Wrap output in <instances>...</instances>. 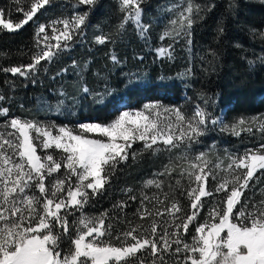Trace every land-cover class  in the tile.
Returning <instances> with one entry per match:
<instances>
[{
  "label": "snow or ice",
  "instance_id": "obj_1",
  "mask_svg": "<svg viewBox=\"0 0 264 264\" xmlns=\"http://www.w3.org/2000/svg\"><path fill=\"white\" fill-rule=\"evenodd\" d=\"M51 2L28 0L25 8L22 0H13L14 8H0V30L21 29ZM95 2L77 0L80 5H94ZM143 2L120 0V11L125 15L119 29L131 21L146 37L148 26L141 23ZM206 10L192 0H186L178 17L180 28L165 31L161 39L173 34L190 37L193 15L200 16ZM13 11L21 17L14 19ZM86 15L81 13L71 19L53 21L51 37L45 25H38L35 37L40 50L33 54L32 61L27 65L0 67V72L30 78L38 71L41 61H52L83 35ZM176 23V20L172 21L173 25ZM219 31L222 33L223 29ZM52 39L55 44L51 43ZM95 39L104 44L110 37L98 35ZM170 48L171 45L159 48L157 52L171 59ZM112 60L119 63L114 55ZM83 91L87 93L89 89L85 87ZM107 94V90L98 93L97 102L103 103ZM3 100L4 96L0 95V101ZM116 111L118 115L107 123L82 122L68 127L12 118L0 129V264H264V199L259 204L247 198L244 203L240 201L253 178L260 179L256 173L264 170V144L256 149H246L238 156H229L225 168H221L223 161L209 167L210 161L203 152L190 161L188 168L180 173L186 175L188 181L186 190L180 193L189 202L187 210L174 196L170 199V192H167L163 200L157 197L156 203L161 207L153 205V212L145 203H152V198L141 193L137 214L141 221L151 217L150 222L145 225L128 221V227L115 237L112 236V223L105 226V220L109 219L107 213L97 217L84 213V207L104 189L117 165L128 159V150L133 143L143 141L145 151H159V148H153L158 138L169 150L182 144L188 147L198 142L209 124H219L221 131L239 136L242 130L252 132V125L264 117L239 118L228 126L199 105L190 116H185L178 108L170 109L159 103H146L138 111L119 108ZM0 113L6 116L8 109L2 108ZM162 114H168V118L158 128L157 120ZM259 127L264 131V124ZM90 133L99 135L92 137L88 135ZM37 147L60 150V155L54 158L52 153L45 151L42 157L37 154ZM132 155L134 157L135 153ZM62 167L64 172L50 179L46 187L45 180L59 173ZM220 172L226 175L221 176ZM165 174H171L170 167L165 166L159 173ZM209 176L215 186L206 190ZM162 185V181L155 179L146 181V186L156 189H162ZM176 185L183 187L180 180ZM127 191L131 192V189ZM204 197L213 199L208 218L195 224V234L188 242L185 236L189 233V225L208 203L202 199ZM128 199L135 201L137 197L131 195ZM237 204L240 207L234 212ZM126 206L127 202L123 201L113 207L122 212ZM76 212L80 215L72 221L74 231L70 233L69 217ZM65 238L70 241L67 251L61 247Z\"/></svg>",
  "mask_w": 264,
  "mask_h": 264
},
{
  "label": "trees",
  "instance_id": "obj_2",
  "mask_svg": "<svg viewBox=\"0 0 264 264\" xmlns=\"http://www.w3.org/2000/svg\"><path fill=\"white\" fill-rule=\"evenodd\" d=\"M192 2L207 10L200 16L193 15L190 37L173 34L161 39L165 31L180 28L178 17L186 6V0H144L141 23L148 26L146 37L131 21L123 29L118 28L125 15L120 11V0H96L94 5H80L77 0H52L21 29L13 32L0 30V67L27 65L32 61L33 54L40 50L35 37L38 25H45L51 37L50 25L53 21L87 14L83 35L52 61H41L33 76L24 78L0 72V95L4 96L0 109H8L6 116L0 113V124L13 116L42 122L55 121L68 127H75L76 120L84 117L106 123L115 117L114 104L121 97H126L136 108H141L148 100L174 105L184 110L186 116L194 103L206 109L213 118L221 107L226 106L225 114L232 119L231 124L239 118L264 117V0ZM22 6L27 8L28 0H22ZM10 7H15L13 0H0V8ZM12 17L19 19L21 14L13 11ZM173 20L177 21L176 25L172 24ZM98 35L110 39L99 44L95 39ZM51 43L56 42L52 39ZM169 45L172 58L160 56L157 49L168 48ZM113 55L119 63L113 62ZM136 84L140 86H132ZM85 87L89 89L87 93L83 91ZM106 90L108 94L104 96L103 103H98L97 94ZM259 124H264V120L254 123L252 132L242 130L239 136L209 124L205 134L191 147L210 156L216 155L219 159L227 154L238 156L246 149H256L264 144V131L260 130ZM153 148H159V151H145L143 141L133 143L128 150V159L117 165L104 189L84 207V213L89 217L108 214L105 226L112 223L113 237L128 227V221L145 225L150 222L151 217L141 221L137 214V209L141 207V193L152 198V203H145L153 212V205L161 207L156 203L157 197L163 200L167 192H170V199L174 196L182 207L188 208L186 197L180 195L188 186L187 176L180 174L186 167L179 164L173 151L165 150L161 144ZM45 151L52 153L54 158L60 155V150L37 147L38 155L43 157ZM132 153H135L134 157ZM165 166L171 168V174L159 175ZM63 172L62 167L59 173L46 179V187L50 179ZM261 173L264 170L256 173L260 179L253 178L250 188L240 197L241 203L246 198L257 204L264 199V175ZM150 179L162 181V189L146 186V181ZM177 180L183 187L176 185ZM214 186L215 182L209 176L206 190ZM88 191L91 192L90 189ZM131 195L137 199L129 200ZM202 199L208 203L189 225V233L185 236L188 242L195 234V224L208 218V209L213 203L212 197ZM123 201L127 202V206L122 212L113 207ZM239 207L240 204H237L234 212ZM79 215L76 212L69 217L70 233L74 231L72 221ZM113 243L118 246L115 240ZM69 246V239L61 241L64 251Z\"/></svg>",
  "mask_w": 264,
  "mask_h": 264
},
{
  "label": "rangeland",
  "instance_id": "obj_3",
  "mask_svg": "<svg viewBox=\"0 0 264 264\" xmlns=\"http://www.w3.org/2000/svg\"><path fill=\"white\" fill-rule=\"evenodd\" d=\"M57 27H58V25H57ZM61 27H62V25H61ZM54 42H56L55 39H54ZM183 97H185V95H183ZM146 103H159V104H161V105H163V106H165L167 108H170V109L177 108V107H174V105L162 104L160 101H149L148 100V101H145L144 102V104H146ZM197 105L198 104H195L194 103L192 105V107H190L191 112H189V115L187 114V116L192 115V112H193L195 106H197ZM142 107L141 108L134 107L131 103H129L127 101L126 97L119 98L116 101V103L114 104L115 111L117 110V108H119L121 110L138 111V110H141ZM187 110H189V109H187ZM225 110H226V106L221 107L220 110L218 111L217 115H216V118H218L220 121H222L224 125L231 126L232 119L231 118H227V116L225 114ZM183 111L184 110H182L181 112L183 113ZM183 114H185V113H183ZM116 115H118L117 111H116ZM12 118H20L21 120H27V121H36V122H40L42 124H47V125H51V124L54 123L57 126H64V125H61L59 122H55V121H52V122H47V121L42 122L41 120H33L31 118L20 117V116H13V117H11L9 119H12ZM167 118H168V114H162L161 117L158 118V120H157L158 128H160L163 125L164 121ZM172 119L174 120V117H172ZM110 121H108V122H110ZM82 122H97V121H95V120H89L86 117L80 118V119H77L76 120V124L77 125L79 123H82ZM99 123H101V122H99ZM232 123H234V121ZM4 124H5V122L3 124H0V125H4ZM217 126L219 128H221V126L219 124H217ZM88 135L89 136H92V137H95V136H98L99 133H90ZM148 135L150 136L151 135V132H149ZM157 144H161V146H164L165 150H169L165 145H163V143L161 142V138H158V143ZM171 151H173V155L176 158V160L179 162V164L184 165L186 168H188L190 161L194 160V158L196 156H198L200 153H202V152L197 151L196 149H192L191 146L190 147L189 146L186 147L183 144L180 147H178V148H174V149L172 148ZM229 156H231V155L227 154L224 158L219 159L216 155L215 156H213V155L210 156V154H207V157L206 158L210 161L209 167H212L213 165L219 163L220 161H223V164L221 165V168H225L227 166V163L229 162V160H228V157ZM25 168H27V165H25ZM214 170L215 171H220V170H216V169H214ZM206 171H207V169H206ZM224 174H225L224 172H220V175L221 176H224Z\"/></svg>",
  "mask_w": 264,
  "mask_h": 264
}]
</instances>
